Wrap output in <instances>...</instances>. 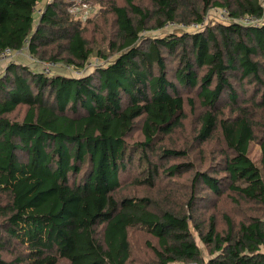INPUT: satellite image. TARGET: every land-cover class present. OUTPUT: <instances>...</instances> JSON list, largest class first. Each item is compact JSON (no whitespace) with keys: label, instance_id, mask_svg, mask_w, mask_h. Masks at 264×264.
I'll return each instance as SVG.
<instances>
[{"label":"trees","instance_id":"16d2710c","mask_svg":"<svg viewBox=\"0 0 264 264\" xmlns=\"http://www.w3.org/2000/svg\"><path fill=\"white\" fill-rule=\"evenodd\" d=\"M73 3L0 0V51L80 73L0 70V264H127L135 230L151 238L142 264H264V0H85L94 21ZM213 8L227 21L204 24ZM172 24L200 27L145 34ZM189 172L180 205L121 192ZM220 198L254 213L219 229Z\"/></svg>","mask_w":264,"mask_h":264},{"label":"rangeland","instance_id":"374dc122","mask_svg":"<svg viewBox=\"0 0 264 264\" xmlns=\"http://www.w3.org/2000/svg\"><path fill=\"white\" fill-rule=\"evenodd\" d=\"M140 1H146V0H140ZM89 6V5H88ZM90 7V6H89ZM69 10V9H68ZM97 12L95 11V7H90V11L87 14L84 13H79L74 15L77 18H83L85 15L89 16L88 18L92 19V21L95 20ZM37 15V13H36ZM216 17V9H210L208 13L205 15L204 18V24H208L210 21H214V18ZM81 18V19H82ZM85 21V20H83ZM191 25L184 26V25H166L162 30H156V31H149L145 32L146 35L148 36H154V35H159L163 34L166 32L170 31H178V30H184L185 32H196L198 31L197 29L191 28ZM87 29V30H86ZM85 34L90 35L93 37L94 42H99V37L98 34L95 33V28H92L90 24H88L85 28ZM13 61L20 62L22 64L28 65L32 67L33 69L39 70L42 69L46 63L50 62H40L38 59L33 58L30 56L26 48L22 49L19 51L14 57H12ZM98 60L93 58L91 60L92 64L94 62H97ZM52 63V62H51ZM98 63H101L98 61ZM6 63L0 64V70L5 66ZM53 71L55 73H65L67 75H78L77 71L74 69H71L68 66H64L63 63H53L52 66ZM186 128L187 131L190 133L191 128H192V113L189 114V109H186ZM190 134L186 136L188 138ZM137 134L135 133L130 139V142H134L137 139ZM176 140L179 141V137L176 138ZM166 142L161 144V150L163 149V145ZM181 143V142H180ZM178 143V144H180ZM170 145V144H169ZM212 147V144L204 146L203 152L199 153L198 150L194 149L190 152V160L193 161L195 170H204L207 169L208 165L211 164L210 160V149ZM259 154H260V149L259 146L256 142L251 143L250 149H249V156L254 160L258 161L259 159ZM193 172H189L186 174H183L179 177L173 178V180L169 179L168 176L163 175V177L156 182V185L153 189L149 188H135L133 190H123L121 191L122 193H136L138 195H148L151 198H159L163 196V194H168L169 191H172V200L175 201L177 204L180 205V203L185 199L186 195L188 194V191L190 189V179L189 175H192ZM201 193H205L204 188H200L199 191ZM212 203V202H211ZM236 204H239V206H235ZM213 208H210L207 210V213H214L216 215V220L218 221L217 226L219 229H224L225 224H224V219L221 217V215L224 213L226 216L230 217L233 221H238L241 215L244 213L246 215L254 213V211L250 210V204L243 201V200H238L237 203L231 201L230 199L227 198H220L217 199L214 204ZM207 215V214H205ZM194 238L197 244L199 245L200 249L202 250L203 257H207V252L205 247L202 246V244L199 241V238L197 235L194 233ZM130 239H131V257L129 260V263L127 264H142L145 261H147L150 257V252L147 250L145 247V242L150 241L151 238L144 234L142 231L135 230L130 233ZM151 242V241H150ZM63 264H67L66 262H63Z\"/></svg>","mask_w":264,"mask_h":264},{"label":"built area","instance_id":"2783aa9c","mask_svg":"<svg viewBox=\"0 0 264 264\" xmlns=\"http://www.w3.org/2000/svg\"><path fill=\"white\" fill-rule=\"evenodd\" d=\"M90 11V7L85 3V0H74L73 5H71L69 7V12L73 15L79 14V13H84L87 14ZM37 13H40V10L37 8L36 9ZM89 16H84L82 18V20L87 19ZM216 20L221 21V22H225L227 21L228 17H227V11L225 9H217L216 10ZM237 21H239L242 24L245 25H256L257 23L260 22V20H258V18L252 17V16H248L245 15L239 19H237ZM199 25L197 24H192L193 29H199ZM19 51H13L11 49H3L2 51H0V64L2 63H8L13 61L12 57H14V55H16ZM53 64L52 63H46L45 66L40 69L43 70L45 73H50L51 68H52Z\"/></svg>","mask_w":264,"mask_h":264}]
</instances>
